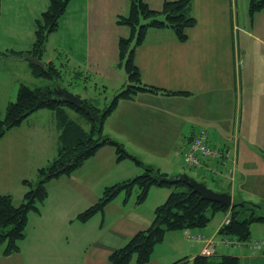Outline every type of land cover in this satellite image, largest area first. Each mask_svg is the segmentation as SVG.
<instances>
[{"label": "crops", "instance_id": "obj_1", "mask_svg": "<svg viewBox=\"0 0 264 264\" xmlns=\"http://www.w3.org/2000/svg\"><path fill=\"white\" fill-rule=\"evenodd\" d=\"M8 1L11 2V0ZM75 1H69L58 25L60 28L61 22L68 25L71 21L81 22L82 31L74 34L81 41V56L78 60L74 59V66L78 68V73L93 76L97 81L96 86L101 83V87L107 90V87L111 85L113 88L116 85L123 87L126 78L123 69L117 67L118 41L120 38H129L132 33L130 28L117 25L116 18L119 15L128 14V1L80 0L78 3ZM143 1L151 10L160 12L165 1L175 0ZM24 2L29 5L32 0H24ZM74 4L76 7L71 10ZM1 5L2 3L0 8ZM247 5L249 0H244L241 8L245 10ZM238 7L237 0H193L192 15L196 24L193 28L186 30L187 40L183 43L176 40L170 29H147L143 43L135 48L133 56L141 81L147 86L179 93V95L138 94L131 100L120 101L115 109L117 112L121 107L126 116L124 121L120 122L124 129L119 130L117 127L116 131L125 132L129 140L140 144L136 158L153 168L155 166L149 165L150 162L144 160V157L147 155L159 157L163 154L162 161H167L169 157L162 145L165 139H172L174 145L179 147L181 156L184 144L192 131L197 127L205 128L210 133L213 146L227 150L230 156L236 158L232 181L228 182L225 178L217 180L211 175L207 181L219 188L214 190L206 181L184 178L197 183L205 191L222 196L223 200H229L228 207L242 202L264 205V157L262 154L264 149V10L254 14L251 19L246 10L245 21L241 22L237 13ZM159 20L163 21V18L160 17ZM145 23L147 22H143ZM56 35V32L53 33L46 41L43 54L45 65L59 61V57L55 54L62 49L61 46L67 48L71 54L74 51L73 48L62 45L60 40H55ZM32 44L33 42L30 48ZM51 44L54 46L52 50H50ZM23 49H5V51H27ZM59 64L63 66L60 61ZM3 105L1 104V108ZM42 111L33 113L20 126L8 130L0 139V153L3 155L8 151V160L14 170H8L9 164L6 161L3 162L7 186L0 191V195H10L15 205L21 203L26 190L21 189L23 188L21 186V193L20 189H17L14 194L12 181H23L30 172L34 175V171L43 167L40 166L41 164H32L30 155L27 156V154L32 153L34 144L38 145L39 135H43V139L46 140L50 134L58 133L57 125L41 126L43 115L49 114L44 113L45 110ZM50 114L55 117L51 111ZM118 115L120 116L121 113ZM152 128L161 131V136L149 137L147 132ZM109 131L111 132V129ZM112 135L119 138L116 134ZM118 143L121 144V141L119 140ZM110 148L109 146L100 148L96 158L108 153ZM172 148L173 151L174 147ZM26 156L27 159H25ZM18 163L24 164L20 170H17ZM227 167L229 164L222 167V170L225 171ZM23 169L26 172H22ZM166 175L168 177L167 173ZM180 176L170 181L183 180L184 178ZM128 179L131 178L123 176L119 180H114L109 187ZM215 180L224 183H218L217 186L214 183ZM51 182L67 185L78 191L83 198L74 210V219L79 215L80 209L90 207L101 198L102 189L93 190L79 182L76 177H62ZM51 182L49 186H52ZM54 191L56 192L55 189H47V199L39 214L33 213L28 216L24 241L31 249L24 247L25 252L22 254V245L18 253L7 257L1 255L0 249V264H46L42 263L45 262L44 259L55 252L53 245L56 246L57 236L54 229L50 231L52 233L50 235L36 234V231L40 230L41 220L46 221L45 218L43 219L47 212L46 204L49 203V196L53 197ZM116 200L117 196L105 206L102 213L93 217L100 216L101 222L95 228L94 239L89 243L84 242L86 246L80 251H78L80 242L75 246L74 240L73 244L77 251H72L70 240H66V244H63L60 264H109L108 257L113 250L123 247L134 234L148 228L153 220V212L157 204H151L147 215H142L138 211L139 208H136L138 204L132 203L130 194L122 204L116 203ZM262 209L264 210V207ZM93 218L85 223L78 222L81 226L79 229L85 228ZM227 218L229 219L228 213H215L211 215L209 224L203 229L178 231L175 234L166 233L164 240L155 245L151 260L147 264H192L193 258L203 255L205 248L213 252L212 257L215 259L231 255L238 257L240 264H251L252 260L256 259L264 261L263 240L257 242L260 244L258 251L249 253L243 243L239 244L231 238L224 241L219 236L218 231ZM67 223L73 224V219L70 217ZM61 224L64 225L63 219L60 221ZM253 228L254 237L257 233L264 234V224H255ZM189 232L200 234L203 239L188 238ZM31 240L33 243L29 244ZM256 241L259 240L252 238L251 235L248 242ZM65 245L68 247H64ZM131 264H135L134 261Z\"/></svg>", "mask_w": 264, "mask_h": 264}, {"label": "trees", "instance_id": "obj_2", "mask_svg": "<svg viewBox=\"0 0 264 264\" xmlns=\"http://www.w3.org/2000/svg\"><path fill=\"white\" fill-rule=\"evenodd\" d=\"M127 1L129 3L128 14L119 15L116 18L117 25L130 28L132 33L129 38H120L118 41L117 67L123 69L126 86L124 85L119 92L114 94L109 106L100 109L86 99H82L79 106L55 101L53 99L56 95L54 84L63 82V70L61 66L57 67L51 62L44 69L33 66L29 68L35 78L48 80L53 86L31 89L25 84H20L15 100L8 102L4 115L0 117V139L8 130L20 126L29 115L42 109L49 110L55 115L59 133L58 155L45 167L36 171L35 182L23 180L22 185L26 191L21 203L15 205L10 195H0V249L4 257L19 252V243L26 237L29 214H39L40 206L47 199L45 183L62 177H70L104 146L115 149L117 161L130 158L141 166L143 172L140 176L106 188L95 204L77 216L80 223H85L95 215L102 213L105 206L122 191L128 195L133 189H138L139 193L135 202L140 204L146 199L149 189L153 186L181 189L179 192L169 194L166 200L154 209L153 220L145 231L137 232L123 247L110 253L109 264H131L133 261L135 264H147L151 260L155 245L164 240L167 232L198 231L209 224L211 215L215 213L229 214L228 223L223 224L218 231L224 241L227 238L235 239L237 243H243L249 253L260 249L259 243L249 242L252 226L264 224L263 204L242 202L228 207L203 198L184 180L169 181L166 173L138 161L129 155L121 144L104 133V123L120 101L131 100L134 96L143 93L164 96L179 95V93L147 86L141 81L133 56L135 48L143 43L147 29H170L176 40L183 43L187 40L186 30L193 28L196 24L192 15L193 0L165 1L160 12L151 10L143 0ZM68 2L69 0L49 1L46 10L35 21L34 41L29 50L24 52L0 51V55L15 58L29 55L43 61L46 41L49 35L57 30ZM262 10H264V0H249L250 19ZM160 17L163 21L159 20ZM143 22L147 23L143 24ZM69 111L80 116L89 129L86 131L77 122L71 120ZM262 154L264 157V149ZM212 256V254L197 255L193 258L192 264H240L238 257L224 255L216 260Z\"/></svg>", "mask_w": 264, "mask_h": 264}, {"label": "rangeland", "instance_id": "obj_3", "mask_svg": "<svg viewBox=\"0 0 264 264\" xmlns=\"http://www.w3.org/2000/svg\"><path fill=\"white\" fill-rule=\"evenodd\" d=\"M49 1L50 0H32V2L29 5H27V3L24 2V0H11L10 3L8 0H0V3H2L0 8V51L5 52V49L17 50L18 48H24L23 50H27L26 48H30L31 43L34 41L35 21L37 18H39L41 13L46 10ZM79 1L80 0H76L75 3H78ZM237 1L239 4V7L237 8V13L239 18L241 19V22H243L245 21L246 18L245 14L248 11L249 5H247L246 9L243 10L241 6L244 0H237ZM75 7H76L75 4L74 6H71V10ZM76 22L78 21H71L69 25L67 23L63 24L61 22L60 24L61 27L60 28L58 27L59 30L55 31L57 34L55 40L57 41L60 40V43L62 45H67L68 47L73 48L74 50L72 51L71 54L70 51H67L68 50L67 48L61 46L62 49L56 52L55 55L59 57L58 60L63 64L62 66L63 82H59L57 84L63 85L61 87L67 89L69 92L77 96H80L81 99L88 100L90 104H93L94 106L100 109H104L106 106H109V104L111 103L114 97V94L119 92L122 87L119 86L117 87L116 85V87L113 88L111 85V87L110 86L107 87L108 88L107 90L104 89V87H101V83H99L96 86L95 83L97 81H95V78L93 76L91 77L82 74L77 75L78 68L74 66L73 63H74V59L78 60L81 56V51H80L81 41H79L78 37H76L74 34H77L80 31H82V25L81 22L80 23H76ZM50 46L52 47V48L50 47V50H52L54 46L52 44ZM59 61L57 62L54 61L57 67L60 66ZM30 73L31 72H30L29 64L25 60H22L21 58H12L11 56L8 55H0V117L4 115L8 102L15 100L16 93L20 83L27 85L31 89L45 88L46 86L49 85L53 86L50 81L40 78H35ZM1 104L2 105L4 104L2 108H1ZM42 110L46 111L44 113L50 114L49 110L46 109H42ZM42 110H38L36 112H43ZM119 113H121L120 116L118 115ZM49 114L43 115L41 119L42 125L40 123L39 125L41 126L57 125L56 118L52 114L50 115ZM68 114H69V118L77 122V124L82 126L84 130L87 131L89 129V126L85 123L84 120L81 119L80 116H78L77 114L71 111H69ZM125 117L126 116L124 114V110H122L121 107L117 112H115L114 110L108 116L103 130L107 136L111 137L117 142H119L120 140L122 146L124 147V150L129 155L137 159L136 154H138L139 152L138 147L140 144L130 139L132 141L131 143L125 132L116 131L117 127L119 130L124 129L123 124H120V122L124 121ZM110 129L112 133L109 131ZM112 134H116V137L119 136V138H115L114 135ZM161 134L162 132L157 130L156 128H152L150 129V131L147 132V135L151 138H156L157 135L161 136ZM57 135L58 133L56 132L54 135L50 134L48 139L46 140L43 139V135H39L40 141L38 142V145L34 144L32 148V153L27 154V156L30 155L29 158L32 164H41L40 166L45 167L49 163L48 161L49 159L52 160L58 155L59 142L57 139ZM162 145L163 147H165L163 150L167 152L169 157L167 161L165 162L162 161L164 156L163 154H161L159 157L154 155H151L150 157V155L149 156L147 155V157H144V160L150 162L148 163L149 165L155 166V168L159 169L161 172L167 173L168 174L167 180L169 181L173 180V178L175 179L176 177L181 175L183 178L189 177L192 180H196L200 182L206 181L210 188L214 190H219L218 187L208 182L209 181L208 178L211 177L210 174L208 175L201 173V175L199 176L198 171H192L190 169H187L182 165V163H180L179 147L177 145L176 146L174 145L172 139L169 138L165 139L164 142H162ZM172 147H174L173 150L174 154L172 151L173 149ZM27 156L25 157V159H27ZM8 158H9L8 151L3 155H1L0 153V191L7 186V181L4 177L3 162L6 161L9 164L7 167L8 170L14 171L10 166ZM137 160L142 162L139 159ZM235 160H236L235 157L229 155V158L226 161V163L223 165V167L226 166L227 164H233V166H230V168H232V170L235 171L236 168ZM23 166L24 164L21 165L18 163L17 170L22 169ZM22 172H26L25 169H23ZM142 172L143 170L141 166H138L135 163V161H133L130 158H125L121 161H117L116 151L113 147H111L110 150H108V153L103 154L102 157L96 158V154H95L94 157L85 161L83 166L75 173H73L70 177L72 178L76 177V179L79 182H81L83 185L93 190L102 189L100 195L102 197L106 187L111 186L110 184L114 180H119V178L121 179L123 178V176H126L128 178H135L137 176H140ZM25 174H29V173H25ZM80 174L82 176H80ZM29 175H27L26 179L24 180L32 182L31 179H34L33 182H35L36 172L34 171V175L33 172L32 173L30 172ZM219 179L223 180V177H220ZM22 182H23L22 180L12 181L11 186L13 190L12 192H14V194H15V190L20 189L21 186L23 187L21 189H23L24 191L26 190L22 185ZM222 182H218L216 180L214 181V183L217 186L219 185L218 183L220 184L224 183ZM50 185L52 186H49V182L45 183L46 190L55 189L56 192L54 191L53 197L51 195L48 198L49 203L46 204V208H45L47 212L43 217V219L45 218L46 221L41 220V224H39L40 230L36 231V234L50 235L52 234L50 233V231L52 229L55 230L57 236L56 246L53 245L55 252L50 254L49 256L48 254L51 252L49 251V253L47 254L48 256L44 259L45 262L43 261L42 263L60 264L62 263L61 256H62V250L64 249L63 244H66V240H70L72 251H77V248H75V246H77L78 243L80 242L79 250H78L80 251L83 247L86 246V243L84 242L89 243L94 239V235L96 232L95 228L101 222V218L100 216H96L91 220L90 223H88L85 226V228H82V230L79 229V227L81 226L78 225L79 221L77 220V217L76 219H74L75 218L74 210L76 209L77 205L83 201V198L78 193V191H76L71 187L70 188L67 187V185L64 184L60 185L58 184V182L57 183L51 182ZM63 188H65V190ZM21 189L19 190L20 193H21ZM179 190L181 189L153 186L149 189L146 199L141 204H138L140 206L136 205V208H139L138 211H140L142 215H147V211L151 209V204H157V206H159L166 200L169 194L174 192H179ZM56 193H57V197H56ZM138 193L139 191L136 188L131 191L130 196L132 203L135 202ZM128 195L123 191L120 192L117 195L116 203L122 204V202L128 198ZM159 197L161 198L159 199ZM42 207L43 205L40 206V209H42ZM88 207L89 206H87L85 209H83L84 207L80 209L81 211H79L78 214L86 210ZM257 207L259 208V205ZM112 208H114V206H112ZM70 217L73 219V224L67 223ZM61 219H63L64 225L63 224L60 225ZM170 233L175 234L178 233V231L170 232ZM254 233L255 230L252 226L251 228L252 238L259 240L256 242H261L262 240L264 241V234L257 233L254 237ZM79 236H81L80 239ZM24 240H22L19 243V247L23 245L22 254H24L25 252L24 247H26L29 250L31 249L28 243L25 244L26 241ZM74 240H75V246L73 244ZM184 241L186 242V240ZM31 243H33L32 240L29 244ZM64 247H68V245H65ZM219 258L220 257H216V260H218ZM241 261L243 262V260ZM251 264H264V261L260 259H256V260H252Z\"/></svg>", "mask_w": 264, "mask_h": 264}, {"label": "built area", "instance_id": "obj_4", "mask_svg": "<svg viewBox=\"0 0 264 264\" xmlns=\"http://www.w3.org/2000/svg\"><path fill=\"white\" fill-rule=\"evenodd\" d=\"M228 158L229 152L212 146L210 133L201 127L192 131L181 154V162L187 169L198 171L199 176L201 173L210 174L216 179L223 177L229 182L232 181L234 174V171L230 168L233 164H229L225 171L222 170ZM224 223H228V219H225ZM187 237L196 240L203 239V236L197 233H188ZM211 253L212 251L208 248H205L202 252L206 256Z\"/></svg>", "mask_w": 264, "mask_h": 264}, {"label": "water", "instance_id": "obj_5", "mask_svg": "<svg viewBox=\"0 0 264 264\" xmlns=\"http://www.w3.org/2000/svg\"><path fill=\"white\" fill-rule=\"evenodd\" d=\"M21 59L25 60L30 66L38 67L40 69L45 68V64L41 60H38L35 57H31V56L27 55ZM54 86H55V90H56V95L53 96V99L55 101H57L59 103H63V104H69L72 106H79L82 103V99L79 96L69 92L67 89L61 87L57 83H55ZM183 180L190 187H192L194 191L198 192L203 198L218 202V203L226 205V206L229 205V200H223L222 196H217V195H214L212 192L205 191L197 183H195L193 181H188L186 178H184Z\"/></svg>", "mask_w": 264, "mask_h": 264}]
</instances>
